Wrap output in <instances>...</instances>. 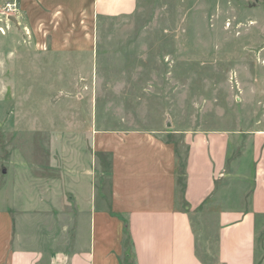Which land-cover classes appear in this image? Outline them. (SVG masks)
<instances>
[{
  "label": "rangeland",
  "instance_id": "obj_1",
  "mask_svg": "<svg viewBox=\"0 0 264 264\" xmlns=\"http://www.w3.org/2000/svg\"><path fill=\"white\" fill-rule=\"evenodd\" d=\"M0 29V186L16 222L25 181L20 193L34 178L52 197L89 186L98 141L106 190L117 179L146 207L182 190L189 134L264 130V0H139L98 23L93 53L53 59L23 23ZM70 224L62 214L19 223L39 238ZM125 246L135 264L127 229Z\"/></svg>",
  "mask_w": 264,
  "mask_h": 264
},
{
  "label": "crops",
  "instance_id": "obj_2",
  "mask_svg": "<svg viewBox=\"0 0 264 264\" xmlns=\"http://www.w3.org/2000/svg\"><path fill=\"white\" fill-rule=\"evenodd\" d=\"M8 1H16L18 25L23 23L34 48L51 59L93 53L98 23L131 14L139 4V0ZM0 22L9 23L1 12ZM1 36L10 42L6 33ZM234 135L248 141L249 148L239 139L233 141ZM186 141L182 190L172 202L162 197L160 204L144 207L133 199L130 205L117 179L107 191L101 181L99 141L93 169L84 175L90 185L71 187L69 198L52 197L54 189L41 188L34 178V188L20 193L27 186L24 182L18 194L19 222L3 202L0 186V264H127L126 229L135 264H264V130L197 131ZM30 199L35 202L29 204ZM28 214L70 215L72 224L63 234L28 236L19 225ZM73 215H79L78 228ZM48 220L52 225L50 216Z\"/></svg>",
  "mask_w": 264,
  "mask_h": 264
},
{
  "label": "built area",
  "instance_id": "obj_3",
  "mask_svg": "<svg viewBox=\"0 0 264 264\" xmlns=\"http://www.w3.org/2000/svg\"><path fill=\"white\" fill-rule=\"evenodd\" d=\"M18 11V6L16 1H7L6 4L2 7L1 13L4 16L6 21H10V16L14 15Z\"/></svg>",
  "mask_w": 264,
  "mask_h": 264
},
{
  "label": "water",
  "instance_id": "obj_4",
  "mask_svg": "<svg viewBox=\"0 0 264 264\" xmlns=\"http://www.w3.org/2000/svg\"><path fill=\"white\" fill-rule=\"evenodd\" d=\"M10 20L15 22L16 24H18V20H17V18L15 16H11Z\"/></svg>",
  "mask_w": 264,
  "mask_h": 264
}]
</instances>
